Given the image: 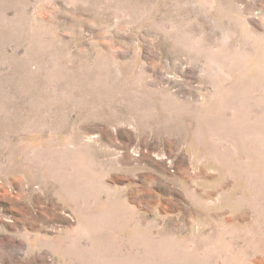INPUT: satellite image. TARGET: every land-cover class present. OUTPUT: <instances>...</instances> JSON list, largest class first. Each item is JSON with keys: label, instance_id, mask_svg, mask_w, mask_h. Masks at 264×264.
<instances>
[{"label": "rangeland", "instance_id": "rangeland-1", "mask_svg": "<svg viewBox=\"0 0 264 264\" xmlns=\"http://www.w3.org/2000/svg\"><path fill=\"white\" fill-rule=\"evenodd\" d=\"M0 264H264V0H0Z\"/></svg>", "mask_w": 264, "mask_h": 264}]
</instances>
